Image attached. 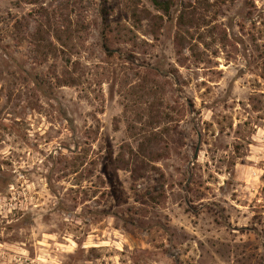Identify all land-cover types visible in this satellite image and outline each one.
<instances>
[{
	"label": "rangeland",
	"instance_id": "rangeland-1",
	"mask_svg": "<svg viewBox=\"0 0 264 264\" xmlns=\"http://www.w3.org/2000/svg\"><path fill=\"white\" fill-rule=\"evenodd\" d=\"M158 1L0 0V264H264V0Z\"/></svg>",
	"mask_w": 264,
	"mask_h": 264
},
{
	"label": "trees",
	"instance_id": "trees-1",
	"mask_svg": "<svg viewBox=\"0 0 264 264\" xmlns=\"http://www.w3.org/2000/svg\"><path fill=\"white\" fill-rule=\"evenodd\" d=\"M36 0H33L35 2ZM152 4L157 8H160L165 12L168 11V4L166 2L158 1V0H151ZM34 4V3H33Z\"/></svg>",
	"mask_w": 264,
	"mask_h": 264
}]
</instances>
